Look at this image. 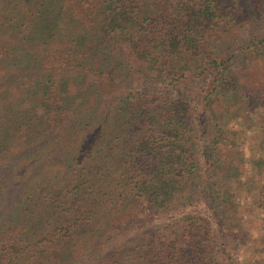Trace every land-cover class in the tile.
I'll use <instances>...</instances> for the list:
<instances>
[{
  "label": "trees",
  "instance_id": "16d2710c",
  "mask_svg": "<svg viewBox=\"0 0 264 264\" xmlns=\"http://www.w3.org/2000/svg\"><path fill=\"white\" fill-rule=\"evenodd\" d=\"M232 1L234 9L227 0H0V76L34 73H19L12 99L0 102V161L15 158L13 167L22 169L37 154L64 150L52 165L61 182L28 185L11 207L0 205V264H237L216 239L240 225L230 202L236 167L216 155L201 176L206 163L195 151L207 127L194 122L186 93L171 88L194 84L207 69L212 81L223 79L222 30L244 6ZM243 1L264 10V0ZM78 29L91 34L82 47L73 45L83 41ZM109 41L161 87L110 97L130 69L115 70L116 61L104 71V57L103 68L88 67L93 53L84 48L109 52ZM240 48L263 51L264 36ZM249 67L243 75L264 87L263 56ZM103 96L110 97L105 105ZM196 196L217 229L199 213L152 223L159 211Z\"/></svg>",
  "mask_w": 264,
  "mask_h": 264
},
{
  "label": "rangeland",
  "instance_id": "374dc122",
  "mask_svg": "<svg viewBox=\"0 0 264 264\" xmlns=\"http://www.w3.org/2000/svg\"><path fill=\"white\" fill-rule=\"evenodd\" d=\"M235 1L238 5L244 6H240V9L234 11L237 17L236 22L228 23V26L225 25L222 30L223 39H220V44L221 50L224 52L222 58L226 68L222 75L223 79L212 81L210 74L214 70L207 69L206 75L201 72L197 79H193L194 84L185 80L182 83H176L171 88L186 93V101L193 107L194 122L198 127L200 124L207 127L205 132L202 130L201 133L199 132L195 151L197 155H203L202 158L200 157L199 163L204 159L206 163V166L200 163L202 164L201 176L206 175L207 164L216 155L224 165L226 163L233 164L236 167V173H238L232 179L230 202L236 207L235 216L236 219L240 217L241 220L238 219L240 225L235 222L236 227H233L231 223L232 228L230 226L229 231L232 234L225 233L224 240L217 231L218 243H225L230 248V253L236 259L237 264H254V262L264 264V87L258 86V80L248 79L246 77L249 75L246 77L243 75V73H247L253 60L255 62L262 59V56L264 58V50L247 52V50L238 49L244 43L264 36V10L262 7L254 10L243 0ZM225 5L231 9H234L235 6L232 0H227ZM227 9L229 10V8ZM227 18L229 17L227 16ZM76 33L78 36L83 35L80 30ZM83 36L81 43L77 42L73 45L81 47L87 45L91 34ZM94 36L99 37L98 35ZM84 48L87 50L88 56L93 53L92 63H86L88 67L103 68L105 64L99 63L104 57L108 64L104 71L111 70V65L116 61L121 65H114L116 66L115 70L127 71L130 69L122 76L119 75L117 82L115 81L110 87V97L121 98L131 89L152 92L157 87H161L154 86L145 76L141 75L140 68L122 46L119 45L115 48L109 41L110 53L102 45L96 46L95 49L93 47V50H90V46ZM105 52L108 54L104 55ZM196 65L200 70L202 63ZM17 72L29 73L30 76H34L32 71ZM19 73L0 76V102H4L2 97H6V100L12 99L14 92L9 88L15 83ZM232 74H235L237 82L231 80ZM99 78L104 80L102 75ZM231 85L232 88H230ZM171 88L169 87L168 90L172 91ZM252 96L253 98H251ZM110 97L103 96L101 104L105 105ZM206 106L210 108L209 111L205 109ZM15 107L16 105L13 106V108ZM6 130L13 131L11 126H7ZM225 131H230L232 136L229 138L223 136ZM2 137L1 133L0 138ZM26 149H29V146ZM36 149L46 148H43L42 145L41 148ZM62 152L41 156L37 154L33 156L32 164L30 163L27 167L24 165L26 169L14 168L15 158L0 161V205L2 208L11 207L22 196L30 192L28 185L40 186L41 183L48 181L51 183L61 182L59 171L56 172L52 165L55 158L63 157ZM42 158L44 159L40 160ZM252 166H255L254 170H252ZM28 175H32L36 180L31 181L36 184L38 182V184H26ZM204 201V197L196 196L194 200H188L185 205H179L177 208L166 207L154 215L151 221L152 223L167 222L180 214L199 213L207 216L213 228L217 229L214 214H211ZM228 221L230 220L228 219ZM86 237H90V235H86Z\"/></svg>",
  "mask_w": 264,
  "mask_h": 264
}]
</instances>
